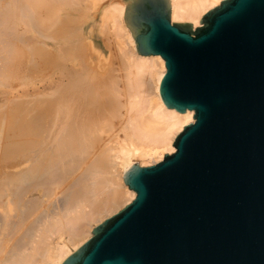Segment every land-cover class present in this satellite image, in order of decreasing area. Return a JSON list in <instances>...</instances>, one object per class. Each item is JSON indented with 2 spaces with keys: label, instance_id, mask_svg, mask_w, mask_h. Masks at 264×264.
<instances>
[{
  "label": "bare ground",
  "instance_id": "obj_1",
  "mask_svg": "<svg viewBox=\"0 0 264 264\" xmlns=\"http://www.w3.org/2000/svg\"><path fill=\"white\" fill-rule=\"evenodd\" d=\"M103 1L28 0L25 9L30 7L32 16L27 24L17 22L25 23L20 29L25 35L36 34L37 45L28 49L19 42L23 37L12 35L17 43L8 40L14 44L5 58L14 70L0 66V85L18 76L29 61L34 68L53 69L51 91H38L31 105L18 102V123L4 121L9 130L2 137L14 161L7 164L15 171L0 179V264H62L105 217L135 199L124 181L131 167L159 163L175 152L176 137L195 121L194 111L177 112L162 100L165 61L138 53L125 22L126 2L100 5ZM222 1L169 0L172 21L198 25ZM97 8L100 22L91 16ZM89 19L94 24L87 28ZM8 22L9 31H15L10 20L6 28ZM19 110L11 115L19 116ZM12 135L14 142L9 141Z\"/></svg>",
  "mask_w": 264,
  "mask_h": 264
},
{
  "label": "water",
  "instance_id": "obj_2",
  "mask_svg": "<svg viewBox=\"0 0 264 264\" xmlns=\"http://www.w3.org/2000/svg\"><path fill=\"white\" fill-rule=\"evenodd\" d=\"M126 22L165 61V105L195 121L131 167L135 199L62 264H264V0H223L196 29L169 0H131Z\"/></svg>",
  "mask_w": 264,
  "mask_h": 264
},
{
  "label": "rangeland",
  "instance_id": "obj_3",
  "mask_svg": "<svg viewBox=\"0 0 264 264\" xmlns=\"http://www.w3.org/2000/svg\"><path fill=\"white\" fill-rule=\"evenodd\" d=\"M3 3H2V2ZM9 1V2H8ZM13 1V0H12ZM11 0H0V7H2V8H0L1 10H0V25L1 24H3L4 22V24L3 25H1L0 26V36L2 35V37H0V41H2V42H5L6 44H4V43H0V45L1 44H3L2 45V47L0 48V62H1V64H0V66H1V68H5V67H7V70H8V72H9V69H10V73H13V70H14V68L12 69L11 67L9 68L8 67V65L10 64V59L9 60H6V58L8 59L9 57H7V55L9 56V48L11 47V42L13 41L14 43H17V40L16 39H11V37L12 38H18V40H19V37H23L24 39L21 41V40H19V42H22V44H23V42H24V44L27 46V48L28 49H32V48H34L36 45H37V43H36V34H34V33H32V31H31V33H29L30 34V36L28 35V33H26V35H25V33H23V32H25V31H23V32H21L20 31V29L21 30H23L24 29V27L23 26H25V23L27 24V22L26 21H28L31 17L30 16H32V14H30L31 13V11H29L28 10V8H30V7H28V8H26L27 10H28V13L30 14H28V13H26V9H25V4H27V1L25 0H19V3H18V1L16 0V2H14V3H16V4H14L13 2H12ZM20 1H21V3H20ZM24 1V2H23ZM111 0H104L103 2H100V5H104L105 3H109ZM116 1H118V0H116ZM5 2V3H4ZM124 2H126V9H125V22H126V15H127V9L130 7V5H131V0H124ZM9 3V4H8ZM102 3V4H101ZM3 4V5H2ZM19 4H21V5H19ZM6 5H7V7H6ZM13 5H15V6H13ZM220 5V4H219ZM18 6H24L23 8H21V7H18ZM218 6V5H217ZM5 7H6V10H4L5 9ZM100 7V6H99ZM216 7V6H215ZM13 8V9H12ZM20 8H21V10H20ZM212 8V7H211ZM214 8V7H213ZM15 9V10H14ZM11 10V11H10ZM18 10V12H15V11H17ZM99 9L97 8V10H96V12L94 11V12H92L91 13V16L93 15H95L94 17L92 16V19L94 18H96L95 20L97 21V22H100V17H101V11H98ZM211 10V9H210ZM13 11V12H12ZM73 11V10H72ZM92 11V10H91ZM12 14H11V13ZM22 12H23V15H25V14H27L26 15V17H24L23 15H22ZM15 16H14V15ZM33 14H34V12H33ZM16 16H18V17H16ZM29 16V17H28ZM99 17V18H98ZM9 18H12V19H9ZM26 18H28V20H25ZM21 20V19H23V20H25L24 22V25H23V22L22 21H18L17 22V20ZM172 19V18H171ZM6 20V21H5ZM7 20H10L11 21V23H12V27H10V30H13V29H15L14 27L16 26V29H15V31L13 30V31H9V26H10V23L8 22V24H7V28H6V23H7ZM12 20H14L13 22H12ZM16 20V21H15ZM87 20V19H86ZM90 20V21H89ZM88 20V22L86 23V27L88 28L89 26H91V25H93L94 24V21L92 20L91 21V19H89ZM3 22V23H2ZM173 23H182V22H174V21H172ZM186 22H189V23H192V25H193V28L194 29H196L197 27H200L201 26V20H200V23L198 24V25H195L193 22H191V21H186ZM15 24V25H14ZM126 25L128 26V24H127V22H126ZM4 27V29H3V27ZM27 26V25H26ZM27 28H29V27H25V29H26V32L28 31V29ZM128 28H129V30H131L130 29V27L128 26ZM31 30V29H30ZM13 32H17V33H19L20 35H15V33L14 34H12ZM29 32V31H28ZM132 32V31H131ZM22 34H24V36H22ZM34 34V35H33ZM12 35V36H11ZM8 36V37H7ZM11 36V37H10ZM14 36V37H13ZM4 37H7V38H4ZM34 37V38H33ZM133 37H134V35H133ZM25 38H26V40H25ZM135 39V38H134ZM10 40H12L11 42H9ZM9 42V44H8V47H6V45H7V43ZM25 41H28V42H25ZM12 42V43H13ZM13 43V44H14ZM32 46H31V45ZM137 45V44H136ZM4 46H5V48H4ZM3 48V50H1ZM5 49V50H4ZM30 51V50H29ZM3 54V55H2ZM7 54V55H6ZM6 55V56H5ZM6 57V58H5ZM3 59H4V63H3ZM7 62V63H6ZM33 62H31V61H29V63L27 64H25L24 65V67H23V69L24 70H20V72L19 71H17L16 73L18 74V72H19V74H18V76H16L15 78H12L11 80L9 79L7 82L5 81L4 83L6 84H4V85H0V123L1 122H3L1 125H0V127H2V130L3 131H1L0 130V132H1V136H0V141H1V139H3L2 140V142L4 141V143H3V146H2V148H0V179L1 178H3L4 176H6V173L8 174L10 171L11 172H13V171H15V169L14 168H11V167H9L8 166V161H11V159H8V156H7V151H6V145L7 144H5V143H7V142H5V140H4V138H5V136H6V134L8 133V130H9V127L7 126L8 124L7 123H10V122H16V123H18V120H19V118L22 116V113L20 112V110H19V106H17L16 107V105L18 104V102L20 103V102H23L22 104H28V105H31L35 100H36V95H39L38 94V91L40 92V91H43V92H45L46 93V91H51V83H50V78H48V75H49V73H50V70H52L53 69V66H49V65H42L41 67H40V69H39V67H37V66H35V68H34V63L32 64ZM3 64V65H2ZM4 66V67H3ZM42 67H46V69L44 70L43 69V71L41 72V69H42ZM6 69V68H5ZM36 69V70H35ZM37 70H40V71H37ZM48 70V71H47ZM2 71H4V70H2ZM22 71H23V73H24V71H25V76H24V74L22 73ZM36 71V73L38 74V75H36V73L35 74H33L34 72ZM45 71H47V72H45ZM45 72V73H44ZM3 72H1V70H0V75H3L2 74ZM16 74V75H17ZM23 74V75H22ZM29 74H30V77H29ZM39 74L41 75V77L39 76ZM27 75V76H26ZM34 75V76H33ZM20 76V77H19ZM39 76V77H38ZM17 77H19V79L17 78ZM27 77V78H26ZM35 77V78H34ZM22 80V81H21ZM24 80V81H23ZM33 80V81H32ZM7 83H8V85H7ZM13 83V84H12ZM15 83L17 84V86L15 85ZM13 85V86H12ZM20 85V86H19ZM12 87H14V88H12ZM31 99H32V102H31ZM10 100H11V102H10ZM13 100H15V101H13ZM18 100V101H17ZM23 100V101H22ZM25 100H27V102L25 101ZM29 100H30V102H29ZM34 100V101H33ZM4 101V102H3ZM5 101H6V103H5ZM17 102V103H16ZM3 103V104H2ZM14 103V104H13ZM16 103V104H15ZM13 104V105H12ZM3 105V106H2ZM12 105V106H11ZM17 108V110H19V114L17 113V115H19V116H16V115H11V114H13L14 112H16L14 109H15V107ZM14 107V108H13ZM9 108H11V109H9ZM13 108V109H12ZM6 110V111H5ZM10 110V111H9ZM13 110H14V112H13ZM13 112V113H12ZM18 112V111H17ZM7 113V114H6ZM9 113V114H8ZM21 113V114H20ZM1 114H2V117H6V118H2L1 117ZM8 115H10L9 117H8ZM13 116H15V117H17L16 119H15V117L13 118ZM7 117L9 118V119H7ZM14 119V121H13V119ZM22 118V117H21ZM4 119V120H3ZM18 119V120H17ZM6 122V124H4L5 122ZM8 121V122H7ZM14 124V123H13ZM6 127H5V126ZM3 126H4V128H3ZM6 128V129H5ZM7 128H8V130H7ZM1 129V128H0ZM5 132V135L4 134H2V133H4ZM4 138H3V137ZM6 139V138H5ZM10 139H12V140H10ZM9 139V141L10 142H14V140H15V138L13 137V135L11 136V138ZM14 139V140H13ZM0 145H2V143L0 144ZM1 147V146H0ZM6 151V152H5ZM2 152V153H1ZM4 152V153H3ZM4 154H6V155H4ZM2 156H4L3 157V159H2ZM7 156V157H6ZM13 160V159H12ZM16 160V159H15ZM11 162H14V161H11ZM137 162V161H136ZM5 163V164H4ZM136 164H139L140 166H142V167H148V166H152V165H154V164H156V161L154 162H149V163H146L145 165H141L140 163H136ZM2 169V170H1ZM1 171H4V172H1ZM8 171V172H7ZM1 173H3V174H1ZM1 181V180H0ZM126 206V205H125ZM124 206V207H125ZM123 207V208H124ZM123 208H121V209H123ZM120 209V210H121ZM119 210V211H120ZM118 212V211H117ZM117 212H115V213H113L112 215H109V217H111V216H113L114 214H116ZM1 213V212H0ZM0 216H1V214H0ZM5 216V215H4ZM13 215H11V217H12ZM109 217H105V219H104V221L107 219V218H109ZM4 218V217H3ZM12 218H14V216L12 217ZM13 220V219H12ZM103 220V219H102ZM100 224V223H99ZM98 226V225H97ZM4 232V231H3ZM1 238H3V241L6 239L5 238V236H4V233L3 234H1ZM72 249H74L73 247H72ZM75 252V251H74Z\"/></svg>",
  "mask_w": 264,
  "mask_h": 264
}]
</instances>
